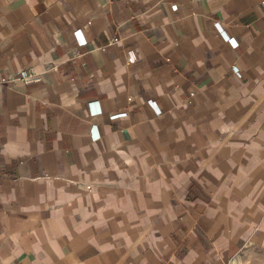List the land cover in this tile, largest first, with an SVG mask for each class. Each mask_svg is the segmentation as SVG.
Returning <instances> with one entry per match:
<instances>
[{
	"label": "crops",
	"instance_id": "0c3cea01",
	"mask_svg": "<svg viewBox=\"0 0 264 264\" xmlns=\"http://www.w3.org/2000/svg\"><path fill=\"white\" fill-rule=\"evenodd\" d=\"M247 242L264 0H0V264H250Z\"/></svg>",
	"mask_w": 264,
	"mask_h": 264
},
{
	"label": "built area",
	"instance_id": "2783aa9c",
	"mask_svg": "<svg viewBox=\"0 0 264 264\" xmlns=\"http://www.w3.org/2000/svg\"><path fill=\"white\" fill-rule=\"evenodd\" d=\"M173 8H176V5L173 4L172 5ZM77 35H78V41H79V44H85V39L83 37H81V34L79 31H76ZM232 42L235 43V41L231 38ZM127 54V57H128V60L130 62H134L136 60V57L135 55L133 54V51L132 50H129L126 52ZM234 71L238 74V70L237 68L235 67L234 68ZM42 79V75L41 73H36L34 71H31L29 69H21L18 73V75L12 79H9L8 81H14V80H23L25 81L26 83H33V82H37V81H40ZM149 103L151 105H154V102L149 100ZM126 113L125 112H122V113H115V114H112L110 115V118H116L118 116H122V115H125Z\"/></svg>",
	"mask_w": 264,
	"mask_h": 264
},
{
	"label": "rangeland",
	"instance_id": "374dc122",
	"mask_svg": "<svg viewBox=\"0 0 264 264\" xmlns=\"http://www.w3.org/2000/svg\"><path fill=\"white\" fill-rule=\"evenodd\" d=\"M250 251L246 254V258L250 261V264H264V248H255L252 243L247 242Z\"/></svg>",
	"mask_w": 264,
	"mask_h": 264
}]
</instances>
